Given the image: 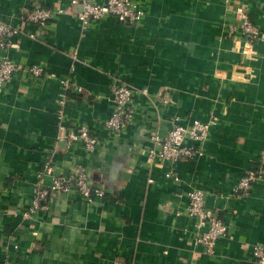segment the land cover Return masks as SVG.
<instances>
[{
  "label": "crops",
  "instance_id": "crops-1",
  "mask_svg": "<svg viewBox=\"0 0 264 264\" xmlns=\"http://www.w3.org/2000/svg\"><path fill=\"white\" fill-rule=\"evenodd\" d=\"M72 1L0 0V22L19 29L10 56L20 67L0 92V264H260L252 250L264 243V175L246 193L234 187L264 152V0H247L261 29L250 48L236 0H134L139 23L107 15L88 26ZM45 6L56 12L47 27L25 20ZM34 64L40 76L27 70ZM117 80L134 88L136 114L112 134L104 120ZM176 116L187 126L215 120L202 154L151 163L152 137ZM83 124L99 138L93 151L67 135ZM50 160L63 173L86 167L105 196L51 193L25 217ZM171 168L179 180L166 176ZM192 189L229 224L213 253L196 242Z\"/></svg>",
  "mask_w": 264,
  "mask_h": 264
},
{
  "label": "built area",
  "instance_id": "built-area-1",
  "mask_svg": "<svg viewBox=\"0 0 264 264\" xmlns=\"http://www.w3.org/2000/svg\"><path fill=\"white\" fill-rule=\"evenodd\" d=\"M80 1L83 7L79 16L84 26H88L92 21L107 15H114L120 21L131 23H139L144 16V10L134 0H105L102 3L93 0ZM72 2L78 1L73 0ZM236 3L235 12L238 17V26L246 39V47L250 48L249 44H254L261 36V29L250 16L247 0H236ZM55 13L53 8L34 7L26 14L25 20L44 28L47 27ZM18 34V28L0 22V92L3 91L11 76L20 69L10 56L14 37ZM27 70L35 76H40L43 73V67L38 64L27 67ZM70 82V78H64L63 89L58 100L60 105L58 115L61 119L62 132H66L64 108L67 100L66 89ZM134 93V88L128 83L121 80L115 82L113 86V109L109 117L104 120V126L112 134L123 131L133 123L136 114ZM172 121L173 125L165 135L156 134L152 137L153 144L148 151V158L151 163L156 160H164L175 164L182 159L202 154V142L207 139L211 126L215 124L214 119L208 121L194 120L191 125L187 126L181 124L177 116L172 118ZM67 135L71 141L81 142L88 151H93L99 143V138L92 133L86 124L68 131ZM263 175L264 152L259 156L257 165L251 166L238 179L234 193H246ZM38 176L41 180L33 196L31 212L24 213L27 218L31 216L30 213L38 208H47L44 200L51 193L69 194L76 191L86 201H93L105 196V190L91 182L87 168L82 165L77 166L69 173H63L58 171L54 162L50 160L38 172ZM166 176L179 180V176L173 168L167 170ZM187 195L189 197L187 213L196 220V242L203 246L205 253H213L217 241L229 235V224L206 205L203 190L192 189L188 191ZM252 254L260 264H264V243L255 244ZM4 264L12 263L7 257Z\"/></svg>",
  "mask_w": 264,
  "mask_h": 264
},
{
  "label": "trees",
  "instance_id": "trees-1",
  "mask_svg": "<svg viewBox=\"0 0 264 264\" xmlns=\"http://www.w3.org/2000/svg\"><path fill=\"white\" fill-rule=\"evenodd\" d=\"M45 8H50V7H48V6H45ZM254 165H257V164H254Z\"/></svg>",
  "mask_w": 264,
  "mask_h": 264
}]
</instances>
